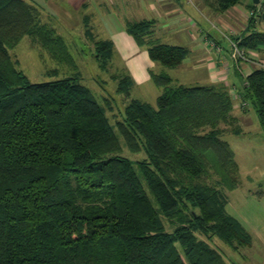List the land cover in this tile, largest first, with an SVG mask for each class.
I'll return each mask as SVG.
<instances>
[{
    "label": "trees",
    "instance_id": "1",
    "mask_svg": "<svg viewBox=\"0 0 264 264\" xmlns=\"http://www.w3.org/2000/svg\"><path fill=\"white\" fill-rule=\"evenodd\" d=\"M242 1L214 0L220 11ZM41 15L29 1L0 0V264H225L213 238L236 253L251 245L226 210L240 170L223 136L243 131L230 91L154 73L163 88L156 104L132 99L118 123L131 151L147 156L134 161L121 155L87 86L73 77L32 83L11 61L9 48L27 35L71 57ZM153 26L129 23L128 33L154 62L179 66L186 50L148 41ZM263 46L264 32L239 44ZM95 49L101 62L112 59V42ZM131 84L123 77L120 92L131 97ZM242 94L264 131L263 68L247 76Z\"/></svg>",
    "mask_w": 264,
    "mask_h": 264
},
{
    "label": "crops",
    "instance_id": "2",
    "mask_svg": "<svg viewBox=\"0 0 264 264\" xmlns=\"http://www.w3.org/2000/svg\"><path fill=\"white\" fill-rule=\"evenodd\" d=\"M26 1L38 6L42 23L60 34L72 36L86 27L96 41L112 42L114 58L124 65L133 81L134 99L137 95L132 89L137 84H149L155 94L162 92L153 78L157 68L167 73L175 85L194 82L195 87L223 86L230 91L233 112L243 131L239 135L231 133L237 138V148L227 141L239 166L240 185L226 193V210L247 230L252 244L239 249L235 262L225 264H264V190L259 188L260 178H255L264 176V131L242 94L247 76L264 69V46L242 48L256 63L235 57L232 47L234 42L240 44L250 35L264 32V0L260 4L243 0L225 11L218 10L214 0ZM143 21H154L149 36L152 42L186 50L179 66L166 69L154 62L148 46H140L129 35L128 24ZM250 170L257 171L255 177L249 175ZM236 192L239 194L234 196Z\"/></svg>",
    "mask_w": 264,
    "mask_h": 264
},
{
    "label": "rangeland",
    "instance_id": "3",
    "mask_svg": "<svg viewBox=\"0 0 264 264\" xmlns=\"http://www.w3.org/2000/svg\"><path fill=\"white\" fill-rule=\"evenodd\" d=\"M75 32L76 34L74 33L72 36L57 32L58 36L62 37L65 41L68 54L70 53L71 55L69 58L67 55L61 53H58V55L55 54V56L53 52L45 48L39 40L35 39L33 36L27 35L16 46L9 48L11 61H13L16 68L32 83H44L68 77L77 78L81 84L87 86L93 92L99 105L104 108L110 123L114 126L117 135H119L118 137L122 145L121 155L134 161L145 160L147 158L145 152L141 151L136 153L133 152V150L131 151L118 128V123L119 121H123L128 104L134 99L132 97H127L119 90L120 83L123 77L126 76V72L123 68L124 65H122L118 59L114 58V56L111 60H108L106 64L101 62L95 49L96 40L90 36L87 28L82 27L80 31L77 30ZM146 37L147 40L151 42L149 36ZM239 49L243 50L242 48ZM217 50L220 51L221 49L217 47ZM234 54L235 50L233 49V55ZM247 57L249 58L248 55ZM102 64L106 66L104 67ZM158 69L159 68L156 69V75L162 74L163 72H160ZM188 78L192 80L190 77ZM157 86L161 87L158 84ZM185 86L195 87L196 84L194 82H188ZM160 90L163 92L162 87ZM162 92L160 91L159 94H155L153 88L145 83L137 84L136 89H132V93L135 94L134 96H141H136L138 100L153 105L156 104V96L158 95L159 97ZM250 110L258 120V115L251 104ZM223 138L232 143L231 145L233 148H237V138L234 137L233 134L227 133ZM256 173L257 171L252 173L250 170L249 175L255 177ZM255 178H260L261 184L259 188L260 190H264V176L261 178V176L258 177V175H256ZM238 194L239 193L236 192L233 195L237 196ZM164 221L166 228L172 231V225L168 221ZM199 236L207 240L206 237L202 235ZM209 243L222 253L228 263H233L237 260L238 253L227 244H224L220 239L213 238Z\"/></svg>",
    "mask_w": 264,
    "mask_h": 264
},
{
    "label": "built area",
    "instance_id": "4",
    "mask_svg": "<svg viewBox=\"0 0 264 264\" xmlns=\"http://www.w3.org/2000/svg\"><path fill=\"white\" fill-rule=\"evenodd\" d=\"M232 47L235 50V54L240 59L242 58V60H244V61H248V62L250 61V62L256 63L250 57L248 58L247 55H246V53L243 50H240L239 49L240 47H239V44L238 43H236V42L232 43ZM235 54H234V56L237 57Z\"/></svg>",
    "mask_w": 264,
    "mask_h": 264
},
{
    "label": "water",
    "instance_id": "5",
    "mask_svg": "<svg viewBox=\"0 0 264 264\" xmlns=\"http://www.w3.org/2000/svg\"><path fill=\"white\" fill-rule=\"evenodd\" d=\"M255 4H260V0H254Z\"/></svg>",
    "mask_w": 264,
    "mask_h": 264
}]
</instances>
